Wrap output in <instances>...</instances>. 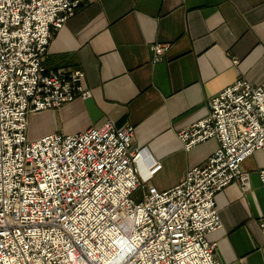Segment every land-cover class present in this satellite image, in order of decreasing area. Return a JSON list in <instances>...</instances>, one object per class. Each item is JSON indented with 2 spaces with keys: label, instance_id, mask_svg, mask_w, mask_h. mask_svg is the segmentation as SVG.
Here are the masks:
<instances>
[{
  "label": "built area",
  "instance_id": "built-area-1",
  "mask_svg": "<svg viewBox=\"0 0 264 264\" xmlns=\"http://www.w3.org/2000/svg\"><path fill=\"white\" fill-rule=\"evenodd\" d=\"M83 3L0 0V264H222L208 239L223 228L215 197L235 181L249 189L242 163L264 153V81L238 79L177 132L186 151L210 139L218 147L165 190L148 184L160 161L141 177L132 124L29 139L31 114L92 97L84 70L45 65ZM169 47L151 46L154 62ZM259 178L264 191V168Z\"/></svg>",
  "mask_w": 264,
  "mask_h": 264
},
{
  "label": "crops",
  "instance_id": "crops-1",
  "mask_svg": "<svg viewBox=\"0 0 264 264\" xmlns=\"http://www.w3.org/2000/svg\"><path fill=\"white\" fill-rule=\"evenodd\" d=\"M155 44L170 45L157 62ZM45 65L84 70L92 97L42 111L53 127L41 133L31 132L40 113L31 114L28 137L82 132L107 119L132 124L141 177L160 161L148 184L169 189L218 147L210 139L186 151L177 132L205 118L209 99L238 79L264 81V0H84L54 34ZM262 168L258 151L242 163L249 189L235 181L215 197L223 228L208 239L222 264H264Z\"/></svg>",
  "mask_w": 264,
  "mask_h": 264
},
{
  "label": "rangeland",
  "instance_id": "rangeland-1",
  "mask_svg": "<svg viewBox=\"0 0 264 264\" xmlns=\"http://www.w3.org/2000/svg\"><path fill=\"white\" fill-rule=\"evenodd\" d=\"M38 113L40 114L33 117L32 125H31V132L34 134L41 133L45 131L47 128L52 129L53 127V125H50L51 123L48 122L45 115H44V120L41 118V116H43L42 111L36 112L35 114H38Z\"/></svg>",
  "mask_w": 264,
  "mask_h": 264
}]
</instances>
